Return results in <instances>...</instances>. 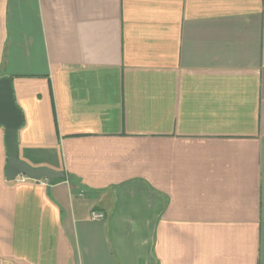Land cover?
<instances>
[{
	"label": "crops",
	"instance_id": "1",
	"mask_svg": "<svg viewBox=\"0 0 264 264\" xmlns=\"http://www.w3.org/2000/svg\"><path fill=\"white\" fill-rule=\"evenodd\" d=\"M2 77L0 264H264V0H0Z\"/></svg>",
	"mask_w": 264,
	"mask_h": 264
},
{
	"label": "water",
	"instance_id": "2",
	"mask_svg": "<svg viewBox=\"0 0 264 264\" xmlns=\"http://www.w3.org/2000/svg\"><path fill=\"white\" fill-rule=\"evenodd\" d=\"M23 124L21 110L17 106L12 80L9 77L0 78V126L4 130V145L7 153L5 178L12 182L17 176L23 175L29 180L39 182L46 180L49 183L61 179L64 174L47 168H32L19 159L17 131Z\"/></svg>",
	"mask_w": 264,
	"mask_h": 264
},
{
	"label": "built area",
	"instance_id": "3",
	"mask_svg": "<svg viewBox=\"0 0 264 264\" xmlns=\"http://www.w3.org/2000/svg\"><path fill=\"white\" fill-rule=\"evenodd\" d=\"M28 181H31V180H29L27 177H25L23 175L17 176L14 180V182H16V183H25ZM92 217L94 219H101V218H103V215L101 213H93Z\"/></svg>",
	"mask_w": 264,
	"mask_h": 264
},
{
	"label": "trees",
	"instance_id": "4",
	"mask_svg": "<svg viewBox=\"0 0 264 264\" xmlns=\"http://www.w3.org/2000/svg\"><path fill=\"white\" fill-rule=\"evenodd\" d=\"M62 180H64V179H56V180H54L53 182H51V183H54V182H59V181H62Z\"/></svg>",
	"mask_w": 264,
	"mask_h": 264
}]
</instances>
